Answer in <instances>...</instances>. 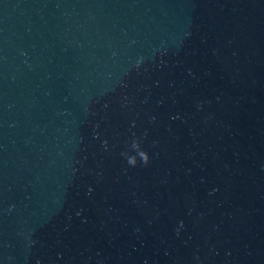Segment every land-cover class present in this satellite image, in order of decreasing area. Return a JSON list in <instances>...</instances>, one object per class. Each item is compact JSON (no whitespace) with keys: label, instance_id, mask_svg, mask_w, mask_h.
I'll use <instances>...</instances> for the list:
<instances>
[{"label":"water","instance_id":"1","mask_svg":"<svg viewBox=\"0 0 264 264\" xmlns=\"http://www.w3.org/2000/svg\"><path fill=\"white\" fill-rule=\"evenodd\" d=\"M0 264H264V0H0Z\"/></svg>","mask_w":264,"mask_h":264},{"label":"clouds","instance_id":"2","mask_svg":"<svg viewBox=\"0 0 264 264\" xmlns=\"http://www.w3.org/2000/svg\"><path fill=\"white\" fill-rule=\"evenodd\" d=\"M124 161L132 166H135L137 163V159H139L144 164L149 162V157L145 151L140 149L139 144L136 142V152L135 155H130L128 153H122Z\"/></svg>","mask_w":264,"mask_h":264}]
</instances>
